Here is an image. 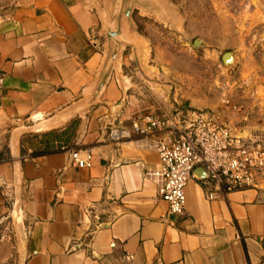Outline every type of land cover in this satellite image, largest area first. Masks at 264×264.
<instances>
[{
  "label": "crops",
  "instance_id": "0c3cea01",
  "mask_svg": "<svg viewBox=\"0 0 264 264\" xmlns=\"http://www.w3.org/2000/svg\"><path fill=\"white\" fill-rule=\"evenodd\" d=\"M124 6L0 0V264H264V189L209 199L197 167L185 214H170L149 177L158 151L145 137L113 139L138 112L124 66L146 68L151 50ZM133 10L185 27L171 0H134ZM41 121L53 124L25 129ZM76 148L92 149L90 167L71 165Z\"/></svg>",
  "mask_w": 264,
  "mask_h": 264
},
{
  "label": "rangeland",
  "instance_id": "374dc122",
  "mask_svg": "<svg viewBox=\"0 0 264 264\" xmlns=\"http://www.w3.org/2000/svg\"><path fill=\"white\" fill-rule=\"evenodd\" d=\"M171 1L185 18L178 33L133 13L151 49L146 68L124 66L135 116L175 107L212 109L233 130L264 145V0ZM196 38L204 42L199 47L193 46ZM227 51L234 54L229 64L222 60Z\"/></svg>",
  "mask_w": 264,
  "mask_h": 264
},
{
  "label": "built area",
  "instance_id": "2783aa9c",
  "mask_svg": "<svg viewBox=\"0 0 264 264\" xmlns=\"http://www.w3.org/2000/svg\"><path fill=\"white\" fill-rule=\"evenodd\" d=\"M2 77L0 76V85ZM236 108V106L234 105ZM113 139L140 136L159 153V166L149 173L159 196L168 202V211L184 215L186 186L199 167L206 172L207 197L218 193L253 187L264 189V145L234 134L212 109L175 107L172 111L155 109L134 116L129 128H116ZM91 148L71 150L70 163L90 167ZM14 222H5L3 239H11Z\"/></svg>",
  "mask_w": 264,
  "mask_h": 264
},
{
  "label": "water",
  "instance_id": "95a60500",
  "mask_svg": "<svg viewBox=\"0 0 264 264\" xmlns=\"http://www.w3.org/2000/svg\"><path fill=\"white\" fill-rule=\"evenodd\" d=\"M16 1V0H14ZM125 2V6L122 10V15L123 17H127V18H130V17H133V13L135 12L133 10V7H134V0H124ZM134 19V18H133ZM137 24V23H136ZM108 36L110 37H115L116 35H118V32L115 30V31H111L110 33H107ZM204 42L200 39V38H196L194 39V42H193V46L194 47H199L200 45H202ZM116 56V54H115ZM222 60L225 64H229V63H232L234 61V54L232 51H227L225 52L223 55H222ZM137 65L142 67L139 62H137ZM45 123H49L50 125L48 126H45L44 124ZM53 123L49 122V121H41V122H38L32 126H28L26 127L25 129H28V130H33V131H43L45 129H47L48 127H50ZM202 170V173H200L199 171L196 172V175L199 176V177H206V172L204 171L203 168H201ZM19 200L15 201V205H14V216L16 217L18 212H19ZM16 219V218H14ZM104 221V220H102Z\"/></svg>",
  "mask_w": 264,
  "mask_h": 264
}]
</instances>
